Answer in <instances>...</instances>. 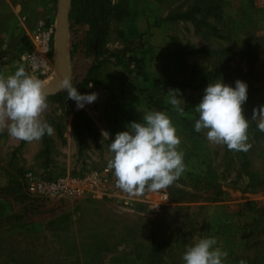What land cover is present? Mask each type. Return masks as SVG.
I'll list each match as a JSON object with an SVG mask.
<instances>
[{
    "label": "rangeland",
    "instance_id": "rangeland-1",
    "mask_svg": "<svg viewBox=\"0 0 264 264\" xmlns=\"http://www.w3.org/2000/svg\"><path fill=\"white\" fill-rule=\"evenodd\" d=\"M55 5L0 0V74L23 64L44 83L56 72ZM103 5L99 55H72L77 91L97 99L77 109L65 91L46 94L42 119L53 135L25 142L0 132V264H184L186 247L211 237L228 253L224 264H264V132L250 120L252 147L238 152L194 131V108L209 83L245 82L246 119L264 105V0ZM39 21L51 26L46 61L30 72L19 54ZM85 28L72 25L64 40ZM170 89L180 92L183 117L166 103ZM145 111L171 118L186 171L164 194L129 196L107 170L108 143ZM29 170L43 178L97 170L100 179L78 194L47 198L26 190Z\"/></svg>",
    "mask_w": 264,
    "mask_h": 264
},
{
    "label": "clouds",
    "instance_id": "clouds-1",
    "mask_svg": "<svg viewBox=\"0 0 264 264\" xmlns=\"http://www.w3.org/2000/svg\"><path fill=\"white\" fill-rule=\"evenodd\" d=\"M44 87L43 81L29 74L23 64L13 74H0V132L7 130L12 138L25 142L54 134V128L42 119L49 107ZM59 88L67 93L68 99L75 101L77 109L97 99V93H79L69 75L59 80ZM179 96L178 89H170L166 103L183 117L185 110ZM246 101L245 82L236 80L234 88L221 80L209 83L194 108L198 114L194 131H205L206 139L212 144L247 152L252 147L248 143L249 121L256 122L257 129L264 132V105L253 108L251 119H246L243 109ZM126 128L108 143L111 156L107 170L112 172L118 189L129 196L159 192L185 173L184 152L179 150L181 139L165 112L145 111L142 122H130ZM101 135L109 140L108 131H102ZM216 245L215 237L200 238L186 247L182 255L184 264H224L228 253ZM239 264L246 262L241 260Z\"/></svg>",
    "mask_w": 264,
    "mask_h": 264
},
{
    "label": "built area",
    "instance_id": "built-area-1",
    "mask_svg": "<svg viewBox=\"0 0 264 264\" xmlns=\"http://www.w3.org/2000/svg\"><path fill=\"white\" fill-rule=\"evenodd\" d=\"M51 26H45L41 21L37 22L32 30L31 43L20 54V59L29 66L28 71H42L45 66V52L48 49ZM106 168H104L105 170ZM100 179L97 170L84 174L59 173L47 178L40 177L32 171L24 173L26 190L35 195L54 197L62 195H75L82 192L86 186ZM164 194L162 192H158Z\"/></svg>",
    "mask_w": 264,
    "mask_h": 264
},
{
    "label": "trees",
    "instance_id": "trees-1",
    "mask_svg": "<svg viewBox=\"0 0 264 264\" xmlns=\"http://www.w3.org/2000/svg\"><path fill=\"white\" fill-rule=\"evenodd\" d=\"M104 1L106 0H69L67 29H70L74 24H86V28L78 35V38L70 37L67 32L65 42L70 69L68 75L71 76L74 87L76 86V75L74 74V63L72 60L73 53L76 50H80L84 54L91 55L94 58L99 55L103 32L102 20L105 18ZM87 79H84L83 82H86ZM61 93L62 90L57 89L51 94L60 95Z\"/></svg>",
    "mask_w": 264,
    "mask_h": 264
},
{
    "label": "water",
    "instance_id": "water-1",
    "mask_svg": "<svg viewBox=\"0 0 264 264\" xmlns=\"http://www.w3.org/2000/svg\"><path fill=\"white\" fill-rule=\"evenodd\" d=\"M69 0H56L55 19L53 28V44L55 50L56 72L44 82L46 94H51L59 89V80L69 74V59L66 54L65 34L67 30V11Z\"/></svg>",
    "mask_w": 264,
    "mask_h": 264
}]
</instances>
